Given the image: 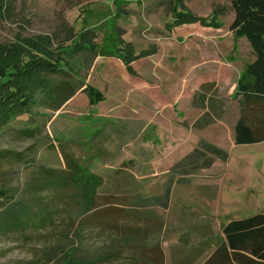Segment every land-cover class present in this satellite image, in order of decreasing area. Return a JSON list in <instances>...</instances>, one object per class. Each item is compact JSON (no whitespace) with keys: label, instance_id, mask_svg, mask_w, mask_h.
Returning <instances> with one entry per match:
<instances>
[{"label":"rangeland","instance_id":"1","mask_svg":"<svg viewBox=\"0 0 264 264\" xmlns=\"http://www.w3.org/2000/svg\"><path fill=\"white\" fill-rule=\"evenodd\" d=\"M13 2L9 16L0 18V44L14 41L17 34L51 37L54 48L60 45L56 50L62 59L60 68L72 70L70 81L77 77L78 64L88 60L85 50L72 53L85 31L93 33L88 37L101 56H116L122 62L131 58V67L135 61L158 54L160 44L171 36L174 27L187 26L182 29L188 36L183 46L193 36V25L206 28L199 23L174 26L179 20L173 16L176 0ZM178 2L180 9L196 18L219 12L215 19L221 24L219 46L212 48L208 38H200L199 47L215 58L204 56L203 66L218 68V79L208 82L216 84L211 91L216 90V97L224 103L222 119L210 125L209 138L200 137L187 149L179 135H167L149 121L150 112L146 111L128 123V140L114 151V159L104 161L85 159L87 154L82 150L91 148L84 141L94 134L98 117L104 115L99 113L105 109L90 104L86 92L56 113L38 107L37 101L30 113L0 128V207L27 203L37 218L42 214L46 217L36 227L6 233L2 232L13 229L12 224L0 227V264H202L225 241L222 230L228 221L264 214V142L241 146L233 142L239 117L234 88L251 52L243 38H234L230 44L225 37L233 14L231 0ZM70 33L74 38L67 41ZM228 66L234 71L231 76L226 71ZM82 69L77 73L81 80L85 76V67ZM131 69L133 74H128L136 76ZM60 78L50 77L55 83ZM45 101L47 97L40 104ZM189 110L201 116L206 111ZM177 119L176 123H183L187 135H191L188 119H180V115ZM203 130L194 129L192 133L199 136ZM200 141L226 152L228 160H215L207 168H196L201 161L178 166ZM71 162L102 179L94 196V209L89 212L73 200L60 201L55 186L27 191L39 174L43 176V170L60 171ZM15 211H5L1 217L11 219ZM157 250L164 252L165 260L162 255L154 263ZM223 261L231 264L225 258Z\"/></svg>","mask_w":264,"mask_h":264},{"label":"trees","instance_id":"2","mask_svg":"<svg viewBox=\"0 0 264 264\" xmlns=\"http://www.w3.org/2000/svg\"><path fill=\"white\" fill-rule=\"evenodd\" d=\"M13 1L0 0V18L9 16ZM181 7L176 0L173 18L179 20L174 26L199 23L204 27L220 28L221 24L215 21L219 15L218 11L214 10L210 17L201 19L192 17L180 9ZM230 9L234 13V18L229 26V32L235 39L245 38L255 55L254 62L246 66L237 81L235 96L240 97L237 99L239 117L234 126L233 142L235 146L252 145L264 141V0H231ZM89 34L93 33L85 31L80 34L79 42L72 48L73 54H78L82 50L88 52V60L81 61V64L85 65V70L98 53L94 42L88 37ZM73 38L70 33L67 41ZM58 49L60 45L54 48L52 38L44 35L22 37L17 34L14 41L0 44V128L7 126L16 117L30 113L37 105V101L38 107L45 106L44 109L50 111L59 110L83 86V81L77 73L83 72L84 67L78 64V71L75 73L77 77L70 81L68 78L71 77L69 73L72 70L60 68L62 59L57 57ZM124 59L123 63L128 73L133 74L130 67L133 59ZM56 75L63 78L55 83L50 77ZM213 87L211 84L201 85L192 98V107L206 110L193 123V129H203L222 119L224 103L216 97V90L211 91ZM85 92L90 104L102 100L99 92L90 87H86ZM209 92L211 95L208 97ZM43 97H47L48 101L40 104ZM82 151L87 154L85 159L103 157V152L98 147ZM228 157L223 150L206 141H200L178 166H189L201 161L196 168H207L213 161L224 162ZM67 166L60 171L43 170V176L39 174V179L29 184L27 191L32 193L37 189L55 186L59 190L60 201L73 200L86 212L91 211L94 209L96 191L102 185L101 177L87 173V170L77 163L71 162ZM66 191L70 192L71 196L69 193L66 194ZM5 211L15 212L12 213L11 219L8 216L5 220L1 217ZM36 215L27 203L18 202L13 207H0V227L7 228V224L11 223L13 228L2 233L17 231L30 225L36 227L43 221V217H46L42 214L37 218ZM222 233L225 242L204 264H225L224 258L231 264H264V214L232 220L223 227ZM156 262L158 261L154 260V263Z\"/></svg>","mask_w":264,"mask_h":264},{"label":"crops","instance_id":"3","mask_svg":"<svg viewBox=\"0 0 264 264\" xmlns=\"http://www.w3.org/2000/svg\"><path fill=\"white\" fill-rule=\"evenodd\" d=\"M233 18L234 13L232 14L230 24ZM194 26L195 30L190 34L193 36L189 39L187 46H183V40L188 38V36L182 32L183 27L187 26L174 27L170 33L172 38H169L171 36L167 35V38L160 44L158 54L147 60H143L144 62H133L131 67L135 71L136 76L129 75L123 62L116 56L103 57L100 53H97V56L91 60L89 68L85 70V76L82 80L83 86L57 111H61L80 96L82 92H85L86 87L99 92L102 100L95 107L97 109H105L103 113H99L104 115L98 117V122H96L98 127H95L94 134H92L89 140L84 141V144H89L91 149L92 147H98L103 152V157L98 159L112 161L115 157L114 151L120 147L122 148V145H125V142L128 140L127 135L131 132L129 126H127L128 123L138 117L140 118V114H144L146 111L150 112L148 115L149 121L159 125L167 135H179L187 144V149L189 145L191 147L193 144H196V141L200 137H207L209 131H212L214 124H212L213 126L209 125L210 127H205L206 129L203 128L204 130L198 134L199 136L194 135L192 133L194 129H191L189 130L191 131V135L188 136L186 130L182 127L183 123L180 125L176 123L177 117L180 115V119H188L191 123H187V125H193L201 116L189 110V108L193 110L199 109L192 107L193 96L203 84H211L215 87L216 84L214 82L208 81H216L219 77L218 68L213 69V66L209 64L203 66L204 56L214 60L215 58L212 53L208 54L204 48L199 47V40L200 38H208L212 43V48L214 45L219 46V40L222 37L220 36V29ZM229 26L227 28V36L225 37H227V40L231 44L234 42V37L229 32ZM243 39L246 41L248 51L251 52V58L247 57L245 62L244 68H246L247 65L254 62L255 55L248 41L245 38ZM189 58L192 60L189 61ZM213 64L215 63L213 62ZM205 71L207 72L205 73ZM226 71L229 76L234 72L229 66ZM140 72L143 78H141ZM236 85L237 82L234 91ZM210 94L209 92L207 96L209 97ZM87 102L86 98L85 103L87 104ZM113 104L116 105L114 106ZM57 111L53 112L56 113ZM189 114L191 115L190 118H188ZM173 162L175 160L171 164ZM240 219L245 218L234 220ZM160 251H156L158 255L154 254L157 258H153V262L154 260L157 261L162 255L164 257L163 260H165L164 252Z\"/></svg>","mask_w":264,"mask_h":264}]
</instances>
